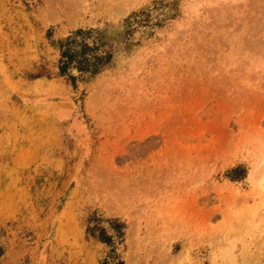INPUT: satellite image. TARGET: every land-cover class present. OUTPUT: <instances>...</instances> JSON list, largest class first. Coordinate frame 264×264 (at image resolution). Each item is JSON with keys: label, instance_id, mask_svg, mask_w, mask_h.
I'll use <instances>...</instances> for the list:
<instances>
[{"label": "rangeland", "instance_id": "1", "mask_svg": "<svg viewBox=\"0 0 264 264\" xmlns=\"http://www.w3.org/2000/svg\"><path fill=\"white\" fill-rule=\"evenodd\" d=\"M111 2L0 0V264H264V0Z\"/></svg>", "mask_w": 264, "mask_h": 264}, {"label": "trees", "instance_id": "2", "mask_svg": "<svg viewBox=\"0 0 264 264\" xmlns=\"http://www.w3.org/2000/svg\"><path fill=\"white\" fill-rule=\"evenodd\" d=\"M76 56H77V52L74 51H65L63 53V58L65 59V62L63 63V66H61V71L64 73L66 72V70L68 69V67L74 63V61L76 60ZM98 60L100 61V58H98ZM93 65V68H92ZM97 67L98 64L97 62H94L93 64H91V66H89L88 68H86V70H90L91 72L95 73L97 71Z\"/></svg>", "mask_w": 264, "mask_h": 264}, {"label": "bare ground", "instance_id": "3", "mask_svg": "<svg viewBox=\"0 0 264 264\" xmlns=\"http://www.w3.org/2000/svg\"><path fill=\"white\" fill-rule=\"evenodd\" d=\"M111 1L114 3V0H111ZM112 2H111V4H112ZM77 3H78V2H77ZM116 3H117V2H116ZM66 4H67V3H66ZM100 4H101V3H100ZM109 4H110V3H109ZM114 4H115V3H114ZM118 4H119V3H118ZM101 5H102V4H101ZM103 5H104V4H103ZM121 5H122V4H121ZM106 6H107V4H106ZM72 7H74V6H72ZM72 7H71V8H72ZM110 7H111V6H110ZM110 7H109V8H110ZM115 7H118V5H117V6L115 5ZM75 8H77V7H75ZM106 8H107V7H106ZM106 8H105V9H106ZM69 9H70V8H69ZM69 9H68L67 11H69ZM79 9H81V8L79 7ZM105 9H104V10H105ZM81 10H82V9H81ZM106 10H107V9H106ZM114 10H115V9H114ZM63 11H64V10H63ZM112 11H113V10H112ZM55 12H56V11H55ZM79 12H80V11H79ZM106 12H107V11H106ZM63 13H64V12H63ZM65 13H66V12H65ZM83 13H86V12H83ZM97 13H98V12H97ZM104 13H105V12H104ZM66 14H68V13H66ZM66 14H65V16H66ZM69 14H70V12H69ZM69 14H68V15H69ZM77 14H78V13H76V15H77ZM82 15H83V14H82ZM84 15H85V14H84ZM80 16H81V15H80ZM61 17H62V16H61ZM71 17H72V16H71ZM77 17H78V16H77ZM75 19H76V18H75ZM73 20H74V18H73ZM73 20H72V21H73ZM69 22H71V21H69ZM75 22H76V21H75ZM68 25H69V23H68ZM183 249H184V248H183ZM230 251H231V250H230ZM186 252H187V251H186ZM186 252H185L184 254H186ZM226 253H228V252H226ZM185 256H186V255H185ZM187 256H188V255H187ZM180 258H181V256H180ZM183 258H184V257H183ZM184 261H185V260H184ZM181 262H182V261H181ZM180 264H181V263H180Z\"/></svg>", "mask_w": 264, "mask_h": 264}]
</instances>
